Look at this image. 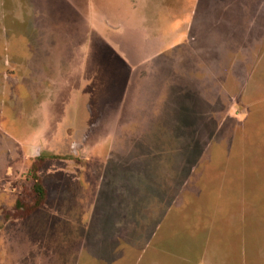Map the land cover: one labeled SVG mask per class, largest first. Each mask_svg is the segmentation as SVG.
Here are the masks:
<instances>
[{
    "label": "rangeland",
    "instance_id": "obj_1",
    "mask_svg": "<svg viewBox=\"0 0 264 264\" xmlns=\"http://www.w3.org/2000/svg\"><path fill=\"white\" fill-rule=\"evenodd\" d=\"M128 57L131 127L107 113L89 159L32 158L45 111L81 97L63 74L97 73L101 103ZM35 177L78 189L81 255L29 234ZM0 264H264V0H1Z\"/></svg>",
    "mask_w": 264,
    "mask_h": 264
},
{
    "label": "flooded vegetation",
    "instance_id": "obj_2",
    "mask_svg": "<svg viewBox=\"0 0 264 264\" xmlns=\"http://www.w3.org/2000/svg\"><path fill=\"white\" fill-rule=\"evenodd\" d=\"M87 49L90 50L91 49L90 46H88ZM122 58H124L123 55ZM122 62H124L125 76H127V72L128 70H130L131 67H132V73L134 75H135L134 71L136 70V68L138 69L139 67H143V63H141L140 61L136 63H132L131 61L123 60ZM93 72L92 74L89 75L90 78L97 76V74L94 75ZM82 73L79 74V70L78 71L69 70L68 74H63L64 81L71 80V78L75 80L79 78L78 83L73 87L74 89L73 91L80 94L87 91L83 79L88 74L84 75ZM109 81H111L110 82L111 84L109 86V90L107 91L106 99H108L110 103L108 108H106L102 113H98L96 111L93 112L96 115L94 117L95 122L92 125L93 135L91 134L90 137L91 142L85 143L83 142L84 140L81 139L82 134L80 131L81 130L80 125L85 120H83L82 118L83 115L80 117L79 114L78 102L81 98L80 97L74 99L75 101L71 102L72 103L71 105L66 106V104L65 105L63 104L61 108L58 106L57 112H53V111L50 112L49 110L45 111L46 112L45 116L46 115L53 116L50 117L51 119L49 118L51 125L49 124V126L48 125L45 126L44 124H42V122L44 121L38 123L37 126H35L34 129L32 130L34 132V138H31L30 136V138L28 137L27 140H25L24 142V144L26 145L25 146L26 150L30 153L31 157L34 159L54 158V160L58 161L59 163L64 161L77 160V159L79 160L89 159L97 151L96 146L100 145V143H98V140L96 138L98 137L96 135V132L98 130H103V129L113 130L115 128L113 125L115 122H108L109 120L106 119L105 115L107 113L111 114V118L117 115L116 117L117 119L119 117V114H121V119L123 121L120 124L116 122V124H118L120 128L131 127V124H133V120H131V122L127 121L128 117L125 115L127 112V105L129 99L128 98L124 99V93L126 89L129 87L130 84L129 81H131V78L127 76V79L124 77V79L121 78L120 81L117 80V78H115V81L113 80H109ZM115 84L118 86V90L122 92V98H123L122 103L118 105L116 104V102L114 103L115 99L118 97L116 95L118 90L115 89L114 86ZM65 93L68 96V92L65 91ZM52 100H53V96L51 95L49 99L46 98L42 102L46 103L45 101H47L52 103L53 102ZM65 102L66 101H64V103ZM59 108L61 109V111L59 110ZM42 119H44L43 116ZM118 125L116 126V128H118ZM101 140H103L102 142L103 144H105L104 143L105 139L101 138ZM57 157H61V158H57Z\"/></svg>",
    "mask_w": 264,
    "mask_h": 264
},
{
    "label": "crops",
    "instance_id": "obj_3",
    "mask_svg": "<svg viewBox=\"0 0 264 264\" xmlns=\"http://www.w3.org/2000/svg\"><path fill=\"white\" fill-rule=\"evenodd\" d=\"M128 60L130 61L129 57ZM58 190L59 191L56 192L58 194V197L49 198L48 195L53 193V190L50 187L45 189L46 191L45 200L47 201H45V203L41 207L35 209L34 211H31L27 215L26 220L27 218L33 219V221L30 222L31 231H29V234H33L34 239L39 241L44 237H46L47 227L50 224L57 225V231L53 234L54 235L53 237L56 238L55 240L59 242L60 241L59 237H61L62 239H64V245H68L71 242L74 243L72 247L73 254L81 255L83 252L82 249L80 250L78 246H76L75 244L76 242L79 241V239L77 238L78 229L76 227L79 225L78 223L80 222V216H81L80 210L82 204L79 201L80 196L78 195L79 194L78 189L77 188L68 189L66 187H63V188H59ZM49 199H55L56 204L54 205L55 207L54 209H56L57 211V217L53 215L52 211L48 213L46 210H44V205L48 203ZM37 244L39 245V243ZM68 251L69 253H71V250ZM123 253L124 252H122V255ZM94 255L93 253L89 255L90 260L91 262L96 261L98 263L99 256L97 255L94 256ZM110 255L113 254H109L107 256L105 255V257L109 258Z\"/></svg>",
    "mask_w": 264,
    "mask_h": 264
},
{
    "label": "water",
    "instance_id": "obj_4",
    "mask_svg": "<svg viewBox=\"0 0 264 264\" xmlns=\"http://www.w3.org/2000/svg\"><path fill=\"white\" fill-rule=\"evenodd\" d=\"M104 67H102L101 68V70L103 69ZM108 71H109V73L111 74V76H110V80H112L113 78V74H112V72L109 70V69H107ZM107 70H106V68L104 69V71H106L107 72ZM97 74V73H96ZM98 75V74H97ZM91 78H93V77H91ZM90 77H89V75H88V80H86L85 82H86V86H85V88L88 86V85H93L92 87H94L93 88V90H87V91H85V92H83V93H81L80 95H81V98H80V100H79V102H78V108H79V114H80V117L82 116V118H83V120H85V121H87L86 123H85V125L84 126H82L81 128H84V129H92V125L94 124V121L93 120H91V113H93V112H102L103 111V109H104V106H105V104H106V102H108V103H110V101L109 100H105V97H103V100L101 101V103H93V98H92V96L91 95H98V92H99V89H100V86H96L95 85V83H93V81H92V79H91ZM91 79V80H90ZM113 81H115V79L113 80ZM115 86V89H118V86L115 84L114 85ZM71 103V102H70ZM70 103L69 102H67V104L68 105H70ZM98 104V105H97ZM95 105H96V107H95ZM81 119V118H80Z\"/></svg>",
    "mask_w": 264,
    "mask_h": 264
},
{
    "label": "trees",
    "instance_id": "obj_5",
    "mask_svg": "<svg viewBox=\"0 0 264 264\" xmlns=\"http://www.w3.org/2000/svg\"><path fill=\"white\" fill-rule=\"evenodd\" d=\"M34 170L35 171L37 170V167L36 166L34 167ZM35 178L37 179V185L35 187V190H36V193L39 195L38 200L35 203V208H39L42 205V203L45 201L46 195H45V193L43 191L45 189H42V185L39 182L38 178L37 177H35Z\"/></svg>",
    "mask_w": 264,
    "mask_h": 264
}]
</instances>
